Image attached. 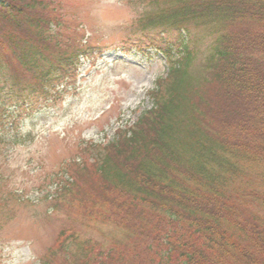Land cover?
Listing matches in <instances>:
<instances>
[{"label":"trees","instance_id":"obj_1","mask_svg":"<svg viewBox=\"0 0 264 264\" xmlns=\"http://www.w3.org/2000/svg\"><path fill=\"white\" fill-rule=\"evenodd\" d=\"M150 3L141 28L157 34L138 50L167 63L151 108L112 142L84 146L89 163H65L50 200L67 198L85 226L110 225L124 237L94 249L62 229L39 264H264V0ZM54 8L46 0H0V52L8 57L0 62L5 161L23 143L20 128L35 101L47 99L87 57L84 45L46 57ZM25 26L36 35H23ZM190 28L213 39L200 54ZM198 59L201 77L190 71ZM22 69L40 70L34 86L19 79ZM11 97L22 98L6 106ZM245 180L257 186L242 189Z\"/></svg>","mask_w":264,"mask_h":264},{"label":"rangeland","instance_id":"obj_2","mask_svg":"<svg viewBox=\"0 0 264 264\" xmlns=\"http://www.w3.org/2000/svg\"><path fill=\"white\" fill-rule=\"evenodd\" d=\"M46 1L55 7L46 57L52 60L82 45L88 46L87 57L70 79L51 89L47 99L35 101V112L20 128L26 136L22 145L10 152L7 161L0 157V264H39L62 229L72 230L94 249L123 239V233L110 225L85 226L79 215L70 212L67 198L50 200L62 184L57 175L64 164L75 159L89 163L91 154L84 146L108 144L118 130L134 124L151 108L150 93L167 73L161 56L153 51L143 56L138 50L147 48L157 34L141 28L142 18L154 9L150 0ZM28 27L21 33L36 35ZM43 30L46 35L48 30ZM189 34L199 54L213 43L200 29L190 28ZM7 58L0 52V62ZM39 71L22 69L19 79L27 88L34 86L32 78ZM190 71L203 75L199 59ZM16 98L6 106L22 97ZM260 169L255 166L250 172L256 175ZM256 186L245 180L242 189Z\"/></svg>","mask_w":264,"mask_h":264}]
</instances>
